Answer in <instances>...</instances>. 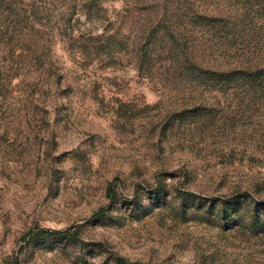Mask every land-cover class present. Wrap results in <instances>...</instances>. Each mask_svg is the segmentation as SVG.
I'll return each instance as SVG.
<instances>
[{"label":"rangeland","instance_id":"rangeland-1","mask_svg":"<svg viewBox=\"0 0 264 264\" xmlns=\"http://www.w3.org/2000/svg\"><path fill=\"white\" fill-rule=\"evenodd\" d=\"M193 5L0 0V264H264V92L185 73L264 52Z\"/></svg>","mask_w":264,"mask_h":264},{"label":"trees","instance_id":"trees-1","mask_svg":"<svg viewBox=\"0 0 264 264\" xmlns=\"http://www.w3.org/2000/svg\"><path fill=\"white\" fill-rule=\"evenodd\" d=\"M158 16L180 15L170 7L165 6L163 13H160ZM181 16H202V19L206 22L205 26L217 27L218 32L222 34L220 38L225 39L221 43L227 42V45H231V53H235L238 56H246L248 52H264V20L261 22L254 19L257 16H264V0H231L230 10L227 11L223 8V10L214 15L202 14L199 7L193 5L187 14ZM205 16H237V18L236 21L233 17L226 20L217 19L218 24H215L212 21L206 20ZM238 16H242L243 18ZM194 21L195 24H199L197 19H194ZM248 62L237 60L240 66L235 65L223 71L213 67H206L202 64L192 63L191 66H187L185 73H187L190 81H195L198 85L204 86L209 90H215L218 87L220 90L231 91L232 93L246 92L257 94L258 92H264V53H262V63L257 61L253 65L248 66ZM252 62L254 60H250L249 63L252 64ZM239 203V199L235 197L230 199L227 205L234 213L238 212V208L240 207ZM104 211L101 210L94 217L100 218ZM68 233H70L69 230L54 232L41 231L43 235L53 234L56 236H65ZM118 264L126 263L124 260H119Z\"/></svg>","mask_w":264,"mask_h":264}]
</instances>
